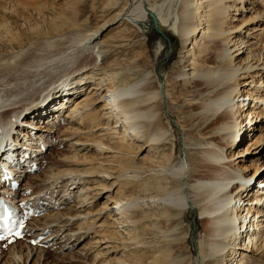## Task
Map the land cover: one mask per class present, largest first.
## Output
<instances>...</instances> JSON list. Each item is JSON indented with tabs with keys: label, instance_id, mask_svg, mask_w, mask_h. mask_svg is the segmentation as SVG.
I'll return each mask as SVG.
<instances>
[{
	"label": "bare ground",
	"instance_id": "obj_1",
	"mask_svg": "<svg viewBox=\"0 0 264 264\" xmlns=\"http://www.w3.org/2000/svg\"><path fill=\"white\" fill-rule=\"evenodd\" d=\"M9 1L0 0V144L20 133L43 141L48 151L67 146L56 163L40 158L41 168L45 160L57 166L42 175L46 184L36 174L20 192L0 186V193L17 198L41 185L24 198L35 202L42 195L46 209L29 232L41 236L48 229L43 242L56 248L58 261L178 263L174 241L166 237L177 231L188 194L204 223L203 260L246 264L264 248V197L253 193L264 177V0H132V9L131 0H106L113 16L96 28L79 19L76 0H66L68 14L51 17L43 14L51 7ZM10 17H18L17 27ZM153 18L157 32L182 42L165 87L149 72L141 36L139 60L114 56ZM115 24L120 39L109 42L105 32ZM195 81L175 94L177 84L187 88ZM39 103L45 104L37 110ZM174 108L183 112L178 120L188 137L180 164L172 124L164 119ZM50 114L53 120H44ZM161 228L171 230L165 237L162 230L163 243L154 240ZM147 234L154 239L147 241ZM6 250L0 264H57L43 262L45 248L17 242Z\"/></svg>",
	"mask_w": 264,
	"mask_h": 264
},
{
	"label": "rangeland",
	"instance_id": "obj_2",
	"mask_svg": "<svg viewBox=\"0 0 264 264\" xmlns=\"http://www.w3.org/2000/svg\"><path fill=\"white\" fill-rule=\"evenodd\" d=\"M12 1H13V3H12ZM12 1L10 0L9 2L11 4H14V3L16 4L19 2L22 4H24L26 2H27V4L30 3L31 8H34V6H36V7H39V6L40 7H43V6L51 7L52 9H49V10L45 9L43 11V14L45 15V17H49V16L51 17V16H54V15L60 14V13H66V14L69 13V9L66 8L67 7L66 0H36V1L34 0V4H36V5L31 4L32 3L31 1H33V0H31V1L29 0V2H28V0H12ZM38 1H39V3H38ZM9 2H6V3L3 2V6H5ZM75 3L77 4L76 9H79L80 13H81L79 15V17H80L79 19L82 22L87 21L86 25L90 28H96V27L103 25L104 23L108 22L112 18L113 13H114L113 11H111L107 8L106 0H76ZM133 3H134V1L131 0V2H130L131 9L134 7ZM32 5H33V7H32ZM24 16L29 19L31 24H34L36 22V20H33L34 18L32 17V15L28 16V15L24 14ZM10 18L12 19L11 20L12 25L17 27V24H19L17 22H20L18 17H16V18L10 17ZM140 27H141V29L136 27L134 29L136 31L133 30L130 33V34H132V37L135 39L134 42L131 43L129 46H127V48L125 50L121 51V53L119 55L117 53H115L114 56L122 62H126V61L131 62L134 60H139L136 57L138 52L140 51V48H141L139 42H141V41L147 42V47H148L147 52H148V56H149V67H148L149 72L154 71L156 73V75L159 77V79L161 80L160 83H161L162 87H165L168 84V79H169L171 73L174 71V68L177 66V63L179 60V53H180L181 47H182V45H181L182 42L177 35H173V34L171 35V34L166 33L165 34L166 36L164 34H163L164 35L163 36L159 32H157V30L153 26L152 19L150 21L143 22L140 25ZM118 31L119 30L117 29V24L110 26L107 29V31L105 32L106 36L104 37V39L108 40L109 42H112L114 40H119L120 38H119V34H118L119 32ZM138 36H141L140 37L141 41L138 40V38H137ZM134 79H136V75L134 76ZM197 84H198V82H196V81L192 82L189 84V86H187V88H184V86L177 84L176 86H174V92H175V94H179L181 92L184 94L185 89L188 90L194 86H197ZM72 86H74V85H72ZM72 86L68 85L69 88H71ZM68 87H66V88H68ZM73 88H75V86ZM54 102H56V100H54ZM43 105L41 103H39V105L36 107L37 110L40 107H42ZM63 109L64 110H62L63 111L62 113L65 115V113L67 112V108L66 109L63 108ZM31 111H33V109ZM184 112H185V110H184ZM62 113L60 114V116L62 115ZM179 113H183V112H181L177 108H174L172 110V112H170L169 110L164 111V114H165L164 119L166 118L165 121L166 122L168 121L170 124H172L171 133L175 134V138H174L173 142H175L176 147L173 150L175 151L174 153H175L176 164H180L181 160L185 159V156L187 155V148H188L187 147L188 137L186 136L185 131L183 132L181 130V127L179 125V120H178L179 119L178 118ZM52 116L50 114L49 116L46 115L43 118L46 121H48V120L51 121V120H53L51 118ZM55 137H57L56 134H55ZM66 146H67V143L65 145H62L61 147L56 148V149H54L55 148L54 147L53 149L48 151V153H46V155H45L46 160H48V158H49L52 163L58 162L60 160L61 154L62 155L65 154ZM148 150L149 149H147V151L144 153V155L148 153ZM46 160L43 162L44 164L46 163ZM261 164L264 165V157L261 159ZM49 167H57V166L53 165V164L50 165V164L46 163L45 167L43 169H41V171H39L37 173V175L42 176L43 174H45V171ZM262 177L263 176H260V178H258L256 181L259 183V181H261ZM43 180L44 179L42 176L41 177L42 186H43V184L47 183V181H45V180L43 181ZM28 181H31V178H29L25 183H27ZM34 181L32 180L33 183H34ZM43 182H46V183H43ZM34 188L35 189H33V190L36 192L41 188V185L39 186L38 184H35ZM135 188H136L135 192H138L140 189L138 187H135ZM103 194L100 196L101 201L103 200V196L106 197V195H105L106 193H103ZM76 197H78V195ZM187 197L189 199L188 206L182 212L183 213L181 215L182 217L177 216V220H176V224L178 227V229L176 228L177 231L173 232V230L172 231L169 230L166 232L164 229L167 228V226L164 225L163 226L164 229L163 228H161V230L159 229L160 232H162V233H160L157 230L158 234L154 235L155 239L150 237L151 234L150 235L147 234L146 240L149 241L147 238H149V239L151 238L150 241L152 239H154L156 242L159 241V242L163 243V241H164L163 237L167 236V233L171 231L170 234L168 233L169 235L166 238L168 240L174 241V244H175L174 245V247H175L174 251L176 252V254L174 256H177L176 259H178V263H176V264H211L212 258L208 257L205 260H203V257H202L203 254H201V244L203 242L205 243V240L207 238L206 233L204 232L205 230L203 228L204 223H203V219L201 217V211L199 210L198 207H196L194 200L192 199L190 194H188ZM75 200L77 201L78 199L76 198ZM62 211H64V210H62ZM38 225H40V224H38ZM162 230H164V234L166 233V235H164L163 237H162V234H163ZM176 232H178V233H176ZM172 235H173V237H171ZM159 237H161V238H159ZM170 237L173 239H170ZM83 243H82V241L77 242L75 250L73 251V253L71 255H74V254L76 255L80 251V248L82 247L81 244H83ZM32 249L33 248H31L30 250H32ZM2 251H3L2 248H0V252H2ZM6 251L7 250H4L2 253H0V255H4V254L6 255L7 254ZM55 252L56 251L47 252L48 258L46 257L43 262L46 261V262H52V263H57V264H77L74 262H67L66 260L64 263L58 261L59 260V258H58L59 253L56 255ZM4 258H2V257L0 258V263L3 262ZM218 259H220V257H218ZM1 260H2V262H1ZM246 264H264V248L261 251L255 252L254 254H252L250 256V258L248 260H246Z\"/></svg>",
	"mask_w": 264,
	"mask_h": 264
},
{
	"label": "water",
	"instance_id": "obj_3",
	"mask_svg": "<svg viewBox=\"0 0 264 264\" xmlns=\"http://www.w3.org/2000/svg\"><path fill=\"white\" fill-rule=\"evenodd\" d=\"M153 21H154V23H153V24H154V25H153L154 28H155L156 30H158L159 28H158L157 22H156V20H155L154 18H153Z\"/></svg>",
	"mask_w": 264,
	"mask_h": 264
}]
</instances>
